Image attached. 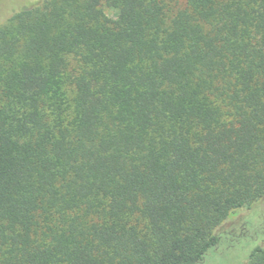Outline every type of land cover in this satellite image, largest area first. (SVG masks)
<instances>
[{"label":"trees","instance_id":"16d2710c","mask_svg":"<svg viewBox=\"0 0 264 264\" xmlns=\"http://www.w3.org/2000/svg\"><path fill=\"white\" fill-rule=\"evenodd\" d=\"M263 198L264 0H41L0 26V264H200Z\"/></svg>","mask_w":264,"mask_h":264},{"label":"rangeland","instance_id":"374dc122","mask_svg":"<svg viewBox=\"0 0 264 264\" xmlns=\"http://www.w3.org/2000/svg\"><path fill=\"white\" fill-rule=\"evenodd\" d=\"M39 1L41 0H0V26L14 11L34 5ZM107 14L109 16L114 15L111 11H108ZM252 212L264 214V198L250 211L247 209L240 210L222 224L220 230L229 232L230 236L223 237L217 248L211 249L200 264H250L249 255L256 246L263 245L264 234H258V226H255L251 235L237 237L235 235L243 229L245 219L248 218L245 220L247 223L256 220L258 216L252 215L249 217ZM231 234H233V237Z\"/></svg>","mask_w":264,"mask_h":264}]
</instances>
